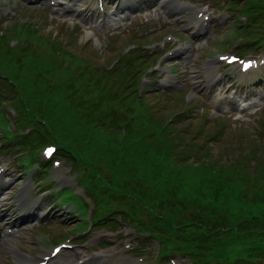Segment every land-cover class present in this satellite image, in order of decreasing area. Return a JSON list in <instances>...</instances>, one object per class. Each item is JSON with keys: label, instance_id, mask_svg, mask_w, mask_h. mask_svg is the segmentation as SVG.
Returning a JSON list of instances; mask_svg holds the SVG:
<instances>
[{"label": "rangeland", "instance_id": "374dc122", "mask_svg": "<svg viewBox=\"0 0 264 264\" xmlns=\"http://www.w3.org/2000/svg\"><path fill=\"white\" fill-rule=\"evenodd\" d=\"M227 1L228 0H195L194 2H197V5H200L201 2H205L207 5H210L211 8L214 7L222 9L224 8ZM10 3L11 5H13V1L8 2L7 0H0V5H2L0 14L2 15V21H4L0 24V30H5L6 28H9L10 26L12 27L17 23L24 22L39 25L42 31H50V33L58 34L57 40L60 42L64 50L85 59L95 60L97 67L102 68H105L108 63H111V59L121 51V48L125 44L122 39L133 40L138 44H143L162 40L166 34L178 33L179 31L170 26L162 25L160 27L157 24H153L141 29H137L135 36L130 35L126 32L125 34L121 35V40L118 43L113 44L110 39H108L111 37L100 38L99 40L97 39V41L96 38H92L85 30L77 27L76 25H73V23L62 25L55 23V21H51L52 18H50L48 13L45 12L42 8L36 7V9H34L21 7L16 10V19H13V16H10L11 14L8 13L10 7L7 8ZM234 7L236 9V15H238V8L236 6ZM194 11L195 9L191 10L190 15L194 14ZM47 17L50 20L47 19ZM190 18L193 19L194 16ZM232 22L233 19L225 22V24H222L220 29L217 31L216 36L209 39L207 43L204 42L202 45H199V58L197 59V73L195 75H198L202 71V68L205 67L208 60L211 59L215 54H217L218 50L222 48L225 49L231 44V38L234 36V25L232 24ZM76 28H80V32L77 33L75 31ZM43 34H46V32H43ZM163 41H165V39ZM186 45L187 44L185 42L172 45L170 49H172L175 54L173 56H169L172 52L169 51L167 53V51H164V55L161 60H164L167 63V66L170 65L168 63L173 60L174 57L180 55L179 51ZM238 87H241L243 89V86L238 85ZM182 92L183 98H188V96L191 97L190 108L196 110V119L188 117L191 116V114H189L183 122L178 123L176 127L178 133L180 135H185L186 137L171 138V140L174 139L178 143H181V141H187V145L190 148L192 147L190 145L191 142L198 146L194 152H199L198 154H201L203 156V161L205 162L202 165L200 164V176L206 179L208 178V176H206L207 173H214L216 171H219L223 174V183L228 182L227 186L240 187L241 185L245 184V186L247 187L246 176L243 173L232 168V165L238 164L240 165V167L242 165L247 167L246 170H244L245 172L248 170L251 176L261 177L263 180L262 182H264V166L261 169H258V167H256L257 161H250L247 158H256L262 162L264 161V133H260L262 128L261 122H263L264 124V113L259 117L251 118L245 123H234L229 118L218 117L216 115L211 116L207 121H202V111L201 109L199 110V107L201 106H199L197 99L192 97V91L189 86L186 85ZM149 99L151 100L152 104H156L157 108H159V110H157L156 112V114L158 115H167L168 113L175 111L176 113H178L184 109L183 106H180V102H178L177 99L161 100L155 95L150 96ZM160 107H163L164 110L163 108L160 109ZM206 114H208V111H206ZM0 122L2 126H9V124H4L3 111H0ZM200 123H202L206 129L212 130L214 133H217L216 142L210 143L200 136L194 137L191 135H187L189 131L196 130V128L200 126ZM1 141L3 140H1L0 138V142ZM249 152H251V154H254H252V156H247L249 155ZM67 164L68 166H71L73 168L74 172H77L75 165H72L70 163ZM226 168H228L229 170L224 171ZM21 174L22 173L20 172V180L18 184L12 188V196H14V194H17V197L21 196L35 188H31L30 176L27 177L26 175ZM239 180L241 181L238 182ZM242 181H244V183ZM254 185L257 187L261 185L264 186L261 181H256ZM79 187L82 188L80 183ZM64 193L69 194L66 190ZM258 196L261 198V200L264 199V194L261 193V190H259ZM15 198L13 197L12 200H14ZM70 204L73 207H78L77 203L74 200H71ZM40 205L41 204H39V206ZM42 205L45 206L44 204ZM76 222L77 221L72 218L67 220L66 223L63 224H55L53 226L39 229L31 228L29 230L23 231V233L20 235V238H17L15 242L10 243V246H4L1 248L0 264H20L18 261L19 257L34 256L36 255V251L43 250V248L47 247V241L44 238V234L46 233L47 229H53L52 232H54L59 228H66L67 225L69 227H72ZM85 239L86 240L84 242H79V244L75 241V244H78L77 248L86 247L87 253H89V250H96L97 255L100 258H109L112 264H124L123 257L118 259L113 258V252L119 249L124 243H132L133 241L132 244L134 245V247L136 246V244H138L139 248H141V243L143 241V239L138 234L129 229V227L124 223H119V227L117 228L116 232L109 229L108 227H104L96 232L92 231L88 233L85 236ZM104 243H108V245L104 247ZM20 244H23L22 250L24 253H17L15 251L16 247ZM28 245L31 248L27 249L26 247ZM101 247H103L102 250L100 249ZM154 247L157 248L152 243H147V247H145L146 253L144 254L148 260L147 264H161L165 261L159 259ZM253 247L256 250H262L264 248V241L253 244ZM73 253L74 252H70L69 254ZM179 264L189 263L188 261H185L184 263L179 262Z\"/></svg>", "mask_w": 264, "mask_h": 264}, {"label": "trees", "instance_id": "16d2710c", "mask_svg": "<svg viewBox=\"0 0 264 264\" xmlns=\"http://www.w3.org/2000/svg\"><path fill=\"white\" fill-rule=\"evenodd\" d=\"M30 34L33 39L41 42L42 45L49 51L61 52L68 56H74V54L64 50L60 42L57 40V36H54L53 34H41L38 30L30 31ZM11 60L14 61L12 63H9L10 66L20 65V70H24L25 64L21 63L20 57L17 56L16 58H12ZM15 72H19L18 69H15ZM6 80L8 81L9 78H6ZM63 100H70L68 103L69 106L74 103V100L71 96H66ZM31 109V105L27 107L29 114ZM69 114H71V111L67 110L66 113H61L59 116L50 119V122L54 124L55 120L63 121L66 115ZM31 115L34 116L35 114ZM156 146L157 144H153L148 148L155 149ZM148 153H146L145 156ZM128 154L131 157L130 152ZM168 156L169 151L166 150L163 154L164 158H162L161 161H152L154 169L149 172L146 182L147 186H145L144 189L139 192H134L129 188V186H126L119 190V193L129 196L136 202L144 205L148 203V200L150 198L157 197L162 193H165L164 197L166 201H168L172 196L171 194H173L178 185L181 184L173 181L172 178L170 183L165 187L158 186L156 184V179H158L157 177L159 176L158 174L163 171V164H165V162L168 160ZM170 157H174L175 159V152L172 151ZM247 158L250 161H257L256 167H258V169H261L264 166V163L256 158ZM232 168L243 173L246 176L247 183H249V187L246 189V194L242 193V195L240 196V200H238V203H250V200L258 196L259 190H261V193L264 194V186H253V183L256 181H261L262 183L263 180L261 177L251 176L248 170L245 172L244 170H246L247 167H245L244 165L240 167V165L235 164L232 165ZM227 170L229 169L226 168L224 171ZM212 183L215 184L217 188H225V185L223 183L219 184V182H216L215 179H213ZM220 193L221 192H219V195ZM227 203L230 202L228 201ZM143 208L147 209L146 207ZM188 209L189 208L186 207V210ZM177 213H179L180 215L186 214L184 210L177 211ZM135 216L139 217L137 213H135ZM158 217H160L161 219H165L164 215H160ZM184 223L185 222L182 221V224ZM192 224L193 226L191 230L184 237H180L175 241L173 240V231L170 228H168L164 232L167 237H171L170 239L166 240L160 235V233H152L151 235L156 239L163 241V246L161 248L162 253L167 254L173 252H183L196 259L199 258V260H196V264H256V262L262 258L260 256L261 253H248L243 256V258H241L240 256L242 253L240 252H242V249L240 248V245L243 240L247 238L252 240L250 246L257 243L259 239L264 238V217L259 216L244 218L242 216H238L235 220L230 221H228L224 217V221L220 225L210 224L207 219H201L199 222L197 221V219H193ZM262 253L264 254V252Z\"/></svg>", "mask_w": 264, "mask_h": 264}, {"label": "bare ground", "instance_id": "6f19581e", "mask_svg": "<svg viewBox=\"0 0 264 264\" xmlns=\"http://www.w3.org/2000/svg\"><path fill=\"white\" fill-rule=\"evenodd\" d=\"M77 254L80 255V256H82L83 255V251H80Z\"/></svg>", "mask_w": 264, "mask_h": 264}, {"label": "snow or ice", "instance_id": "6c2138e0", "mask_svg": "<svg viewBox=\"0 0 264 264\" xmlns=\"http://www.w3.org/2000/svg\"><path fill=\"white\" fill-rule=\"evenodd\" d=\"M52 150H50V152H51Z\"/></svg>", "mask_w": 264, "mask_h": 264}]
</instances>
